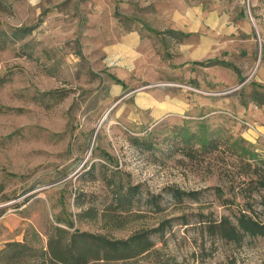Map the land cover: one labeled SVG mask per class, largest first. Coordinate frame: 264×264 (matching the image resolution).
I'll use <instances>...</instances> for the list:
<instances>
[{"label":"rangeland","instance_id":"1","mask_svg":"<svg viewBox=\"0 0 264 264\" xmlns=\"http://www.w3.org/2000/svg\"><path fill=\"white\" fill-rule=\"evenodd\" d=\"M22 26L35 29L0 51V250L8 241L46 245L58 217L75 219L77 193L102 210L112 199L106 177L119 169L124 181L166 195L165 210L142 206L145 214L124 229L102 219L76 228L124 238L186 215L188 224L177 219L163 239L154 236L161 258L264 264V237L238 245L203 227L250 201L239 192L237 162L225 152L190 158L180 150L188 131L205 127L264 154V134L251 140L244 123L264 125V106L249 98L264 90V0H0V28ZM213 60L233 67L208 66ZM55 89L68 96L55 103L42 94ZM132 136L157 145L142 149ZM94 161L93 178L85 171ZM170 186L202 195L179 204ZM158 255L91 264H146Z\"/></svg>","mask_w":264,"mask_h":264},{"label":"trees","instance_id":"2","mask_svg":"<svg viewBox=\"0 0 264 264\" xmlns=\"http://www.w3.org/2000/svg\"><path fill=\"white\" fill-rule=\"evenodd\" d=\"M35 28L33 26L15 27L12 29L0 28V51L7 49L12 44L25 39ZM173 37L181 40L187 34L178 31H169ZM222 64L233 67L231 63L219 60L208 62V66ZM68 89H55L43 92L49 100L55 103L62 101L68 96ZM252 102L258 106L264 105V90L255 88L249 95ZM131 142L142 149L152 150L157 145L152 139H144L132 136ZM183 147L180 149L184 155L196 158L198 152L214 153L217 151L228 153L238 166V175L242 178L238 184L239 192L250 201L245 208H241L234 217L223 215L219 220H204V230L211 236L222 240L242 244L247 236L264 237V221L259 218L255 204L264 211V154L257 151L252 143L243 137L231 139L223 134L222 130L209 131L203 127L200 134L188 131L183 136ZM100 157L109 162L115 161L114 157L102 151ZM98 162L94 161L86 170L91 177H95V168ZM102 167L108 168L106 164ZM85 174V173H83ZM108 186L111 188L112 199L102 210L95 206L85 207L77 193L75 199V219L58 217L57 223L48 229V240L44 246L34 245L33 242L8 241L0 250V264H91L97 262H128L142 256L159 254L156 239H160L171 229L177 219H182L183 224H188L186 215L165 218L152 228H142L133 231L128 237L117 238L105 233L83 231L75 227L76 221L102 219L105 226L118 229L126 228L130 223L140 219L145 212L142 206H149V210L159 213L165 210L163 193L145 191L142 184H133L129 179H122L121 170H112L106 177ZM217 194L223 199L224 204L233 203L228 197H224V190L216 188ZM177 203L181 204L186 199L199 200L202 191L185 190L178 186H170L165 191ZM238 192L235 193L237 195ZM37 236V235H36ZM38 242V241H37ZM146 264H183L176 259H163L159 255L155 261Z\"/></svg>","mask_w":264,"mask_h":264},{"label":"crops","instance_id":"3","mask_svg":"<svg viewBox=\"0 0 264 264\" xmlns=\"http://www.w3.org/2000/svg\"><path fill=\"white\" fill-rule=\"evenodd\" d=\"M257 107H263L264 105L262 106H258L257 104H255ZM255 125H256V130H253V129H248L247 130V136L255 141L259 135H263L264 134V125L261 124V123H258V122H255Z\"/></svg>","mask_w":264,"mask_h":264},{"label":"built area","instance_id":"4","mask_svg":"<svg viewBox=\"0 0 264 264\" xmlns=\"http://www.w3.org/2000/svg\"><path fill=\"white\" fill-rule=\"evenodd\" d=\"M245 124H247L248 128L256 130V125L253 123H249V122H244Z\"/></svg>","mask_w":264,"mask_h":264},{"label":"water","instance_id":"5","mask_svg":"<svg viewBox=\"0 0 264 264\" xmlns=\"http://www.w3.org/2000/svg\"><path fill=\"white\" fill-rule=\"evenodd\" d=\"M236 90H237V88H236V89H234V90H232V91H229L228 93L235 92Z\"/></svg>","mask_w":264,"mask_h":264}]
</instances>
